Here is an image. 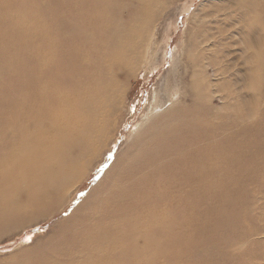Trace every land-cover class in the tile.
<instances>
[{
	"label": "bare ground",
	"instance_id": "obj_1",
	"mask_svg": "<svg viewBox=\"0 0 264 264\" xmlns=\"http://www.w3.org/2000/svg\"><path fill=\"white\" fill-rule=\"evenodd\" d=\"M15 1L0 0V230L50 218L107 150L113 131L99 140L115 129L112 113L121 109L130 72L152 45L148 18L172 0ZM233 33L247 68L223 66L228 53L205 63L215 77H232L222 96L237 102L234 117L215 122L195 102L178 124L157 122L173 117L169 108L148 116L143 138L127 142L32 260L19 264H169L157 260L188 249L205 257L235 243L240 232L226 221L264 168H253L264 150L253 140L264 111H253L247 95L255 78L264 81V30L242 22ZM193 79L191 90L201 95L204 87ZM96 142L94 155L77 167ZM224 257L221 264H238L236 256Z\"/></svg>",
	"mask_w": 264,
	"mask_h": 264
},
{
	"label": "rangeland",
	"instance_id": "obj_2",
	"mask_svg": "<svg viewBox=\"0 0 264 264\" xmlns=\"http://www.w3.org/2000/svg\"><path fill=\"white\" fill-rule=\"evenodd\" d=\"M17 1L21 4L20 0ZM161 6L154 8L157 13L154 18H148L152 21L151 48L142 52L143 58L142 54L140 55L137 66L130 72L129 80L124 86L119 102L121 109L112 113L116 127L99 140L103 143L104 138L113 131L107 150L99 155L64 206L50 218L38 219L24 228L13 226L0 230V264H19L25 261L29 263L34 254L31 252L42 248L44 241L55 232L56 225L71 213L90 188L107 172L115 156L125 150L127 142L138 136L139 139L143 138L144 135L140 133L145 125L140 126V123L148 116H159L169 108L168 113L173 111V117L160 118L157 122L175 119L178 124L182 122L178 118L182 117L185 109L191 107L193 111L198 107L193 104L195 102L210 109L215 122L220 121L222 117H234L233 106H237V102L222 96L225 84H232V77L225 74H217L215 77L214 67L206 66L205 62L208 58L220 59L222 53H228L229 57L225 61L221 59L223 66L234 64L238 68H247L241 59V46L237 42L239 36L233 38L236 39L234 42L228 36L234 34V27L242 22L261 26L264 30V0H172L163 9ZM41 9L42 6H35L36 14L40 13ZM31 20L26 22H32ZM193 78L195 81H201L204 87V93L201 95H198L195 89L191 90L192 85L195 87ZM261 81L259 77L255 78L254 83L258 86L247 90V95L252 98L250 103L253 111H264V95L258 92L259 86L264 88V81ZM166 83L172 85L167 90L164 89ZM218 87L220 90L215 92ZM155 101L158 102V107L152 110ZM226 103L228 105L224 107ZM258 117H253L251 122H255ZM258 129L261 132L258 131L253 140L261 142L264 147V126ZM96 146L97 142L92 148L88 146L77 158V167L82 168L86 164L94 155ZM71 151L75 152L76 147L72 146ZM255 159L253 168L257 171V166L264 163V150L259 152ZM258 172L262 175H257V178L252 180L250 189L238 194V202L233 209L236 215L232 212L230 221H226L229 224L235 223L237 232H240L232 246L219 248L220 251L214 250L205 257L196 256L197 254L188 249V252L178 257L171 256L169 260L160 258L158 263L221 264L226 255L236 256L238 264H264V168ZM52 197L56 198L55 203L58 196ZM235 218H240V221L235 222ZM222 232L220 228L218 233ZM228 232L225 235H228ZM199 242L200 240L189 241L188 245H198Z\"/></svg>",
	"mask_w": 264,
	"mask_h": 264
}]
</instances>
